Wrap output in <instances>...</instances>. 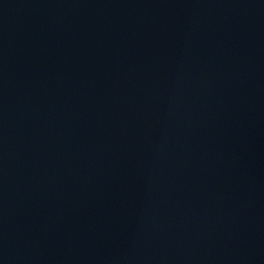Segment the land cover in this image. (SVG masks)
<instances>
[{
    "label": "water",
    "instance_id": "1",
    "mask_svg": "<svg viewBox=\"0 0 264 264\" xmlns=\"http://www.w3.org/2000/svg\"><path fill=\"white\" fill-rule=\"evenodd\" d=\"M0 264H264V0H0Z\"/></svg>",
    "mask_w": 264,
    "mask_h": 264
}]
</instances>
